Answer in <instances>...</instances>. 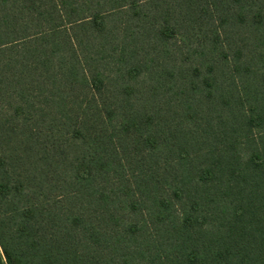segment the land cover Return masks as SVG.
Returning a JSON list of instances; mask_svg holds the SVG:
<instances>
[{"label": "trees", "instance_id": "1", "mask_svg": "<svg viewBox=\"0 0 264 264\" xmlns=\"http://www.w3.org/2000/svg\"><path fill=\"white\" fill-rule=\"evenodd\" d=\"M141 5H159L140 22L155 40L175 37L174 12L204 35L201 55L234 57L243 95L219 101L239 123L217 152L173 124L192 118L176 109L189 90L159 108L170 70L146 91L125 83L149 62L128 26ZM118 24L130 37L117 54ZM0 264H264V0H0Z\"/></svg>", "mask_w": 264, "mask_h": 264}, {"label": "rangeland", "instance_id": "2", "mask_svg": "<svg viewBox=\"0 0 264 264\" xmlns=\"http://www.w3.org/2000/svg\"><path fill=\"white\" fill-rule=\"evenodd\" d=\"M167 7V5H164ZM143 12L140 11L142 14V20L140 18H135L129 22L126 18V15L124 13H119L116 14L114 13L111 18V20L115 21V24L119 23V21L124 22L127 21L129 22L130 26V31L132 32L131 38H133L135 35H139V38L143 40V42L139 46V52L137 54L138 59L143 60L149 58V62H147V70L143 71L142 73L139 74V76L136 79L130 80V81H125V83L133 84L135 86V91H139L138 89H142V91H146L147 88H150L151 85L156 84V81L159 79V81H162L160 78V72H162L163 69L165 70H170V72L173 74V78H169L170 81L167 82V87L166 90L164 89L161 91V89H158L159 92L156 91L157 97L161 100H158L162 105L159 107L160 109H166L168 107L175 106V101L174 97L175 95L173 94L174 92H181L180 97L182 99H185L186 96L184 93H188V90L190 91L188 97L190 98L189 100L185 101V105L181 107H176L178 112L183 113V111H188L192 114L191 120L186 119V117L178 113L176 116V122H173L176 127H182L183 129H186V132H189L192 130L194 132V137L192 133V137L196 138L199 142V145L201 144V147L203 148V151L206 153L209 152V150H212L214 152L218 151V143H220V139L224 136V133L226 131H230L232 128H237L238 123H239V118L238 122L234 118V110L231 112V115L229 113L228 106L229 108L234 109V104L230 101H225L221 102L219 101V96L222 94L227 100L230 99V91L234 89V91L239 95H243V89H242V84L230 81L229 76V68L231 67V61L234 59L232 55L224 48V51L229 53V62L226 60V68L223 66V59L221 56L217 55V53H212L211 55L203 56L202 51L204 48H201V46H198L199 40L202 38L204 35L200 34V32L197 34L196 29H189L191 27L190 25L187 27L188 22H186V26H181V24H185L184 20L179 17L177 13H172L170 16L169 24L175 26V30L177 33H175V37L167 39V41H164L163 43L159 42L158 40H155L152 33V30H148L149 27L143 26L140 22H144V20L147 21H152L154 18L153 15L156 13L155 10L159 11V5L155 9L154 5H141ZM176 5H168V8H173L175 9ZM161 14V12H160ZM119 18V19H118ZM158 19V23H161L160 18ZM117 21V22H116ZM184 22V23H183ZM135 23H140L142 25V30L137 28ZM118 26V32H117V40L115 42L116 49H117V54L119 53L120 50V44L122 42L127 43L128 42V37H130L128 34H124L122 30ZM116 26V27H117ZM192 26H197V24H194ZM201 31H205L207 35L210 37L209 34V27H205ZM129 38V45H130V39ZM133 46V42H131ZM139 45V44H136ZM163 51V53H162ZM196 51V52H195ZM215 56V58H214ZM145 61V63H146ZM217 61V62H216ZM217 63V67L221 68L223 72L220 74V70H218L216 67L214 71L209 70V67L215 66L213 65L214 63ZM220 65H222L220 67ZM196 68L197 73L194 74V76H191L192 69ZM179 69H183L181 73V77L179 76ZM114 76H117V73L114 74ZM157 76V77H156ZM154 77L155 82H154ZM205 77H213L216 79V85L214 82V87L213 88H207L203 84V79ZM191 78L193 80V85L194 88L191 86L187 85L185 82ZM116 84L117 82L113 81V85L115 86H106V88L113 90V87H117ZM173 86V87H172ZM171 87V88H170ZM236 87V90H235ZM172 90H175L174 92H171ZM186 90V91H185ZM185 91V92H184ZM211 91V95L213 99H209L207 96V92ZM165 92V93H164ZM173 94V95H172ZM106 96H103V99ZM110 99H113L112 96L110 97L109 95L107 96ZM139 97V96H138ZM135 97L136 100H134L136 103L138 102H146L147 101V95L145 93H142L140 96L141 98ZM138 98V100H137ZM168 98V104L166 106L164 105V101ZM154 102V101H153ZM157 102V103H158ZM229 102V103H228ZM156 103V102H155ZM159 104V103H158ZM229 104V105H228ZM138 105V104H136ZM178 105V104H176ZM247 105V104H246ZM145 110H146V105ZM172 109V108H171ZM170 109V110H171ZM152 110V109H151ZM148 111L147 113L151 116L152 111ZM146 114V112H145ZM237 115V113H236ZM153 122V121H152ZM179 122L182 123V125H179ZM174 125L170 124L168 127L165 125V132H167L169 129L172 130ZM145 129H147L145 127ZM149 129V126H148ZM153 129V125L151 127ZM191 131V132H192ZM253 135H257L256 129L253 130ZM255 140V145L256 146H261L259 135L254 137ZM131 146L134 147V145H139L138 150L133 149V147L130 146L128 149L129 152L131 151V158L136 155V158H140L144 154V148L140 146V141L141 138H138L137 134H135V137L132 139ZM249 143L252 145V136L249 138ZM217 145V148H216ZM242 148V147H241ZM209 149V150H208ZM245 151V150H244ZM247 151V150H246ZM249 151V150H248ZM140 155V156H139ZM146 155V154H145ZM144 155V156H145ZM247 160V155L244 156V161ZM135 161V160H134ZM141 161V159H139ZM147 162V161H146ZM144 163V160H143ZM146 165V163H144ZM125 165L129 168H132L134 166L133 158L128 163L125 162ZM161 165L159 164L157 167V172L161 174ZM162 175V174H161ZM131 221H136L138 217H130Z\"/></svg>", "mask_w": 264, "mask_h": 264}]
</instances>
